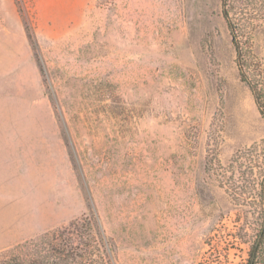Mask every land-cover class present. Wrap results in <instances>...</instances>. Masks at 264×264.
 Listing matches in <instances>:
<instances>
[{"label":"rangeland","instance_id":"obj_1","mask_svg":"<svg viewBox=\"0 0 264 264\" xmlns=\"http://www.w3.org/2000/svg\"><path fill=\"white\" fill-rule=\"evenodd\" d=\"M225 5L261 87L264 0H0V255L94 213L117 264H247L264 119Z\"/></svg>","mask_w":264,"mask_h":264},{"label":"trees","instance_id":"obj_2","mask_svg":"<svg viewBox=\"0 0 264 264\" xmlns=\"http://www.w3.org/2000/svg\"><path fill=\"white\" fill-rule=\"evenodd\" d=\"M223 16L237 54L239 76L242 82L248 84L264 119V83L259 87L249 79L246 52L238 40L236 26L231 22L226 5ZM259 65L256 66L257 70L262 72ZM262 153L258 159H262L261 180H253L254 191L259 193H250L248 197L255 206L254 215H258L260 227L247 264H264V149ZM92 215L90 218L84 217L59 230L46 233L38 239L39 241L19 245L7 256L0 255V264H117L113 247L98 216L94 213Z\"/></svg>","mask_w":264,"mask_h":264}]
</instances>
